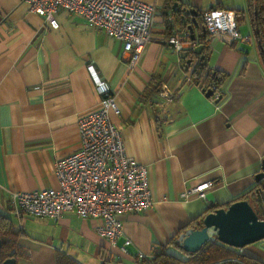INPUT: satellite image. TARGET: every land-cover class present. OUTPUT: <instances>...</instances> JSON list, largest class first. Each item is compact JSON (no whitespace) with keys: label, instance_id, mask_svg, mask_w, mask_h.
Here are the masks:
<instances>
[{"label":"crops","instance_id":"crops-1","mask_svg":"<svg viewBox=\"0 0 264 264\" xmlns=\"http://www.w3.org/2000/svg\"><path fill=\"white\" fill-rule=\"evenodd\" d=\"M141 1L156 12L149 43L129 66L122 41L91 28L83 16L60 10L54 29L23 0H0V214L19 232L16 264H55L57 252L80 264H139V252L167 243L208 205L226 206L256 183L264 158V67L256 43L209 40L207 67L228 74L217 101L185 70L183 51L167 42L184 32L163 9L167 0ZM181 1L199 11L235 10L239 32L254 38L246 0ZM193 32L197 45L203 33ZM90 64L115 94L120 113L111 119L127 154L148 167L153 200L145 211L122 215L114 247L97 233V218L28 217L10 201L12 191L58 186L55 161L79 147L77 120L100 99ZM208 179L206 198L180 197ZM125 238L131 242L122 251ZM239 250L264 261V239Z\"/></svg>","mask_w":264,"mask_h":264},{"label":"built area","instance_id":"built-area-1","mask_svg":"<svg viewBox=\"0 0 264 264\" xmlns=\"http://www.w3.org/2000/svg\"><path fill=\"white\" fill-rule=\"evenodd\" d=\"M28 9L42 16L45 27L57 28L56 13L64 10L81 15L93 29L122 41V55L127 54V63L134 66L140 60L151 39L156 7L141 0H23ZM208 34L207 40L219 36L229 41H246L237 28L235 10L226 7H209L201 14ZM188 31L174 32L167 42L176 50L184 49L194 40ZM253 40V39H252ZM100 99L96 108L84 112L77 120L79 147L55 161L54 173L57 187L17 190L10 194L14 210L23 216L59 219L65 213H75L81 218H97V233L111 247L123 234L122 215L142 212L153 205L149 187L148 167L127 154L121 129L111 115H118L120 108L115 94L99 79L93 66L87 65ZM213 93V98L218 97ZM165 99L170 100L168 93ZM211 180L199 181L183 189L181 198L196 196L206 198ZM125 238L121 250L130 243ZM150 253H138L146 258Z\"/></svg>","mask_w":264,"mask_h":264},{"label":"trees","instance_id":"trees-1","mask_svg":"<svg viewBox=\"0 0 264 264\" xmlns=\"http://www.w3.org/2000/svg\"><path fill=\"white\" fill-rule=\"evenodd\" d=\"M246 3L249 24L254 35L261 65L264 67V0H246ZM163 9L170 10L173 18L172 20L174 24L179 27V30L185 31L187 24L191 23L190 16H186L185 24L181 21V14L185 9L195 10L197 12V23L200 26H204L201 17L202 10L199 11L191 7L187 2L181 0H167ZM205 33V36L201 34L197 39V44H203L202 51L200 53H195L193 50L194 47L184 48L182 50L181 60L184 67L186 61H190L187 70H190L191 78L204 92L210 88L214 89V91H219V98L217 100L219 101L223 96L221 87L228 74L219 70H211L207 67L208 34L206 29ZM262 181H264V179H262ZM262 181L255 183L253 187L244 191L235 199L250 198L256 187L264 185ZM220 206L221 205L218 204L208 205L203 213L190 220L186 225L180 227L177 234L167 241V243L154 246L150 251V256L140 258L139 264H264V261L249 256L241 252L239 248L229 246L218 240L206 243L200 250L194 253L185 252L177 246L175 239L183 229L188 226L196 225L197 220L200 219L204 213L212 211ZM18 236L19 232L14 229L10 217L5 214H0V264L9 256L16 257ZM55 264L80 263L65 253L57 252ZM102 264H106V260H104Z\"/></svg>","mask_w":264,"mask_h":264},{"label":"water","instance_id":"water-1","mask_svg":"<svg viewBox=\"0 0 264 264\" xmlns=\"http://www.w3.org/2000/svg\"><path fill=\"white\" fill-rule=\"evenodd\" d=\"M196 14L193 9H185L181 14L183 24L186 23V16H190L191 23L187 24L186 31L191 40H195L194 27H200L203 35L206 34L204 26L197 23ZM202 49L203 44H197L193 50L195 53H200ZM189 62L187 60L185 63V70L188 69ZM214 92V89L210 88L205 91V95L212 96ZM218 98L219 95L215 99ZM262 179H264V158L261 161V171L255 174L256 183L261 182ZM261 239H264V185L256 187L250 198L235 199L226 206L204 213L197 220L196 225L183 229L177 235L175 242L183 251L194 253L214 240L241 249ZM1 264H16V258L9 256Z\"/></svg>","mask_w":264,"mask_h":264},{"label":"rangeland","instance_id":"rangeland-1","mask_svg":"<svg viewBox=\"0 0 264 264\" xmlns=\"http://www.w3.org/2000/svg\"><path fill=\"white\" fill-rule=\"evenodd\" d=\"M239 21H240V19H239ZM243 32H245V29H243ZM250 35V39H251V44H255V39L252 37V33L250 32V31H247ZM253 39V40H252Z\"/></svg>","mask_w":264,"mask_h":264}]
</instances>
